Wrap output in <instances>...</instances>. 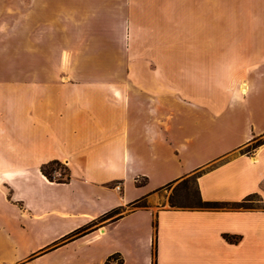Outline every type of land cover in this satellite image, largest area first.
Wrapping results in <instances>:
<instances>
[{
  "label": "crops",
  "instance_id": "obj_1",
  "mask_svg": "<svg viewBox=\"0 0 264 264\" xmlns=\"http://www.w3.org/2000/svg\"><path fill=\"white\" fill-rule=\"evenodd\" d=\"M17 37L24 51L0 60L64 69L50 81L43 69L0 79V264H264V0L0 5V45ZM162 61L185 62L183 85L151 71ZM225 95L248 114L244 136L172 132L177 104L223 106ZM52 160L68 166L67 182L42 173ZM192 175L204 201L227 205L153 196ZM248 197L261 205L231 207Z\"/></svg>",
  "mask_w": 264,
  "mask_h": 264
},
{
  "label": "rangeland",
  "instance_id": "obj_2",
  "mask_svg": "<svg viewBox=\"0 0 264 264\" xmlns=\"http://www.w3.org/2000/svg\"><path fill=\"white\" fill-rule=\"evenodd\" d=\"M9 3L22 4V0H0V5H6ZM5 40V39H2ZM7 41L14 43L13 45H0V51H24L25 46L23 44V38H8ZM4 50H1L3 49ZM136 63V64H135ZM138 62H126V61H75L71 62L75 70L83 71L87 68H93L95 70H110V69H126L132 65V67L139 68ZM184 61H162L155 62V67L151 71H161L163 73L172 72L174 74V80L176 85H183V68ZM169 65V66H168ZM61 61H13V60H0V79L14 78L9 75H20L24 69H43L48 74V80L56 77L57 71H61L63 68ZM64 69V68H63ZM60 79V77H59ZM215 93L214 89H207L206 98L210 99L212 94ZM195 94V93H194ZM183 95V94H182ZM227 95V94H226ZM225 95L223 106L216 104H200L197 103L191 109L185 106L183 103L177 104V111L174 119L172 120V132L176 136H244L248 132V114L244 109V106L240 104V101L227 97ZM203 101V99H201ZM208 101V100H207ZM214 101V99H213ZM212 101V102H213ZM204 102V101H203ZM209 102V101H208ZM215 103V101H214ZM234 121V122H233ZM236 125H232L233 123ZM236 126V127H235ZM6 138V137H5ZM263 140H255L248 147L251 149L257 143ZM65 165V163L61 162ZM56 170L53 171L55 178H61V174L65 172L63 166L51 165ZM65 177V176H64ZM154 197L163 199L161 203H167L171 205V199L177 205L183 207H197L199 195L194 181L191 178L181 179L177 182H173L161 190L156 191L153 194ZM151 199L147 198L142 201L143 204L147 203ZM253 203L249 204L253 207H258L261 204L257 202L258 197H253Z\"/></svg>",
  "mask_w": 264,
  "mask_h": 264
},
{
  "label": "trees",
  "instance_id": "obj_3",
  "mask_svg": "<svg viewBox=\"0 0 264 264\" xmlns=\"http://www.w3.org/2000/svg\"><path fill=\"white\" fill-rule=\"evenodd\" d=\"M262 142L257 143L255 147H257L258 145H260ZM51 165H58V166H63L65 172H63L61 175V178H55L53 176V171L56 170L55 167H51ZM41 171L42 173L50 180V181H55V182H67L70 179V169L68 168L67 165L62 164L59 160H52L50 162H47L46 164H43V166L41 167ZM65 176V177H64ZM188 178H191L192 181H194L198 195H199V200H198V205L197 207L200 208H218V207H223L226 206L227 204L225 203H221V202H217V201H204L199 193V190L197 188L196 185V175H192ZM186 179V178H185ZM252 199V197H248L245 200L241 201V202H234L231 203V207L234 208H247V207H251L249 205V201ZM171 206L172 207H183L182 205H177L176 203H174V201L171 199ZM145 204H143L142 202H138L136 204V206H144ZM108 215H113V212L109 213ZM113 258H117V256H113ZM118 264H121V261H119Z\"/></svg>",
  "mask_w": 264,
  "mask_h": 264
},
{
  "label": "built area",
  "instance_id": "obj_4",
  "mask_svg": "<svg viewBox=\"0 0 264 264\" xmlns=\"http://www.w3.org/2000/svg\"><path fill=\"white\" fill-rule=\"evenodd\" d=\"M116 187L118 189H120V185H117ZM94 264H115V263L110 260V261H106V262H96Z\"/></svg>",
  "mask_w": 264,
  "mask_h": 264
},
{
  "label": "bare ground",
  "instance_id": "obj_5",
  "mask_svg": "<svg viewBox=\"0 0 264 264\" xmlns=\"http://www.w3.org/2000/svg\"><path fill=\"white\" fill-rule=\"evenodd\" d=\"M244 90V89H243ZM247 90V89H246Z\"/></svg>",
  "mask_w": 264,
  "mask_h": 264
}]
</instances>
